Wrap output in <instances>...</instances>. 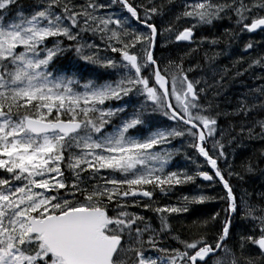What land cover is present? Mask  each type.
<instances>
[{
    "label": "snow or ice",
    "instance_id": "snow-or-ice-1",
    "mask_svg": "<svg viewBox=\"0 0 264 264\" xmlns=\"http://www.w3.org/2000/svg\"><path fill=\"white\" fill-rule=\"evenodd\" d=\"M16 3L0 0V264H264V203L237 197L224 175L240 176L225 137L227 146L245 136L264 141V118L251 126L242 121L235 135V126L219 127L215 96L208 93L223 87L228 72L212 64L220 53L204 54L213 69L207 79L194 76L199 63L184 66L198 48L179 57L156 55L160 39L195 43L198 27L225 17L235 19L240 33H264V0H181L182 10L162 29L155 21L165 5L155 0H36L30 12L21 5L5 22ZM181 22L187 26L178 28ZM224 35L236 38L229 29ZM206 42L218 43L202 37L200 44ZM253 47L250 41L244 51ZM68 52L78 66L59 67ZM255 66L264 68V55L251 59L249 68ZM241 95L234 115L264 111V83ZM177 139L213 174L187 153L196 170L176 165L169 171L180 151L171 148ZM241 167L253 172L251 160ZM198 178L225 191V219L211 242L206 233L184 239L170 224L191 205L216 199ZM186 185H195L191 195L154 206L158 194ZM258 198L264 202V193ZM241 209L252 234L240 237V250L258 246L256 258L241 259L228 245ZM219 216L189 227L203 232Z\"/></svg>",
    "mask_w": 264,
    "mask_h": 264
},
{
    "label": "trees",
    "instance_id": "trees-1",
    "mask_svg": "<svg viewBox=\"0 0 264 264\" xmlns=\"http://www.w3.org/2000/svg\"><path fill=\"white\" fill-rule=\"evenodd\" d=\"M31 0H17V3L13 6L12 10H10L9 13L15 12L17 7L24 4L29 3ZM143 0H136L137 3H140ZM161 1L165 0H155L157 4H161ZM24 3V4H23ZM165 6H167L168 1L166 3H163ZM180 5V4H179ZM182 9V8H181ZM224 22L230 21V20H223ZM223 21L216 22V26L218 29H220V26L222 28L216 32L219 33L218 37L223 42L224 40H227V43L231 42V39L228 36L224 35V30L228 29L226 27H223L224 24ZM183 24V22H182ZM214 26L212 28L214 29ZM214 37L216 35L214 34ZM225 43V42H224ZM217 45L221 46L222 43L218 42ZM190 47H187L183 44H179L177 46H169L168 48H165L164 55L169 56L172 55L173 57H179L180 55H183L184 53L188 52ZM199 50L195 53H193L191 56L185 58V64L189 63V61H192V58L196 60L197 63L203 66L204 69L207 68V64L204 62V51L202 48H198ZM240 53H234V59L240 58ZM258 56V53L256 52L253 57L243 55L244 57V65L243 67L240 65H237L234 63V59L229 58L228 56H220L216 58V62L219 65L220 70L227 69V75L225 76L223 80V87L219 90L213 89L208 93L209 99H211L213 96H215V99L213 100L214 106H216V111L220 113L218 118V124L222 126L224 129L229 130L232 129L233 126H235V131L232 132V135H235L236 132H239V125L242 121H246L249 126H251L256 119L264 118V111H253L249 116L245 117L243 113H240L238 115H234V110L239 107L238 100L244 98L241 94L248 92V89L251 87L252 84H255L257 80L253 81V77L257 76L258 74H248L251 70H253L255 67L249 68V64L251 63V59H254ZM226 58V59H224ZM78 60L77 57H75L74 52H68L65 53L64 56L60 57L57 60V65L61 68H70L76 65V61ZM80 64H83V61L79 62ZM247 64V65H246ZM89 67H92L91 65ZM259 67V66H258ZM245 69H248L247 72L244 73L242 76H236L237 72H243ZM264 71V69H261ZM260 76V75H259ZM248 77V78H247ZM252 77V78H250ZM253 81V82H252ZM261 83H264V81L258 80ZM225 90H227V93H225ZM251 103V100H249ZM212 114H216L213 112ZM256 131H259V128L257 127ZM230 137V136H228ZM235 146V152L234 157L237 159V168L240 170L241 174L240 176L233 175L230 177L229 182L232 185V187L235 189V192H240L241 195L247 194L246 198L248 199L249 203L257 204V203H264L259 200L258 194L264 193V174H262L261 170H264V156H261V152L264 151V141L261 140H248L247 137H240L236 140L235 143L232 144V147ZM187 147V146H185ZM246 152V154L243 152ZM233 153V150L232 152ZM242 153V154H241ZM248 154V155H247ZM178 157L184 158L185 157V148H182L178 154H176ZM247 155V156H245ZM245 156V157H244ZM181 158V159H182ZM176 161L175 165L169 171L175 170V166L178 165L182 168L189 169L186 165L188 162H185L183 160ZM249 160L252 162L253 166V172L249 173L244 168L241 167L242 163H247ZM227 173L225 172V175ZM228 176V175H227ZM242 177V178H241ZM179 189V188H178ZM177 194L176 191L172 192L171 194L167 196L159 197L156 196L157 204H173L174 202V195ZM222 197V196H221ZM213 204H215V200L213 201ZM219 206L218 209H215L212 207V211L208 212L204 210L202 214H200L199 217H196V215H190L184 214L182 216L177 217V219L174 220L171 219L172 228L175 232L180 233L182 236L190 237V236H196V235H202L207 234V236H215L218 233L219 227L222 224L224 220H221V222L216 221L214 224H209L206 229L203 230V232H197L195 229L190 228L189 225L192 224L193 221H202L204 219H207L211 217V215L215 213H219L221 211V207L223 205H226L220 198H218V202L216 203V206ZM153 214V213H152ZM244 215V211H240L235 214L233 219V227L231 228V237L234 238V231L236 227V232L238 234H241V236H247L251 235V223L248 220L242 219V216ZM237 234V235H238ZM249 244V243H248ZM236 246V250L240 252L239 244L236 242L234 243ZM253 251L256 252L254 249ZM248 251V252H253ZM247 250L243 251L244 255H248ZM255 258V257H254Z\"/></svg>",
    "mask_w": 264,
    "mask_h": 264
},
{
    "label": "rangeland",
    "instance_id": "rangeland-1",
    "mask_svg": "<svg viewBox=\"0 0 264 264\" xmlns=\"http://www.w3.org/2000/svg\"><path fill=\"white\" fill-rule=\"evenodd\" d=\"M168 0H165V1H161V3L163 4V3H166ZM176 2H172L171 4H167V6H165V14L162 16V17H158V20H159V28H166L168 25H169V23H171V22H173L174 20H175V17H176V15L180 12L179 10H182L181 9V6L179 5V4H181V0H175ZM78 2H80V3H82L83 2V0H78ZM141 2H146V0H143V1H141ZM140 2V3H141ZM36 4V0H32V2L28 5V6H26V7H24L23 8V10L25 11V8H27V10L25 11V13L27 14L28 12H30L31 10H32V6H34ZM20 9V8H19ZM18 9V10H19ZM15 15V13H11V14H9L6 18H5V22H8L11 18H12V16H14ZM226 18V17H225ZM183 25H186V24H182V22L178 25V28H182V26ZM227 25H229V26H227L226 28H228L231 32H232V30H233V28L235 29L237 26H236V24H235V19L233 18L231 21H230V24L228 23ZM207 27H209V26H207ZM199 28H202V27H199ZM222 28V26H220V29ZM220 29H218L216 26H214V29H212L210 32H206V30H205V32L203 33V35H204V37H206L207 38V40L208 41H211L212 39H217V41L218 42H220L219 41V38H218V35H219V33H216V32H218ZM200 30V29H199ZM202 32L204 31V28L201 30ZM239 33L240 35L239 36H237V39H235V40H233V42H232V45L231 46H229L228 47V45H226V46H223V47H221V46H218V45H215L214 47H208V48H206L205 50H204V53H208V55L209 56H213L215 53H220V54H223V55H226V54H229V55H232V53H240L242 56H241V58L242 59H240V58H238L239 60H243L244 59V57H243V55H246V56H250V57H253L254 56V54L257 52L258 53V56L259 55H264V42H262V41H264V33H262V32H256V33H247V32H244V33H240V29H239V27H237V29H235L232 33L235 35L236 33ZM214 34L216 35V37H214ZM242 35H246L245 37H241ZM247 35H249L250 37H248ZM84 40H85V42H91V34H87L85 37H84ZM173 40H174V37H173ZM194 40H195V43H189V42H186V46H194V45H196V44H199L200 43V41H201V38L199 37V36H197V34H196V36H195V38H194ZM253 42L254 43V47H253V49H251V50H249V51H247V52H245L244 51V46H245V44H247L248 42ZM95 42L96 43H99L100 41H99V37L97 36L96 38H95ZM170 44H175V43H170V42H167V41H165L164 39H160L159 40V47H161L162 45H170ZM49 46H51V43L49 44ZM209 48H223V50L222 49H220L218 52L216 51V50H214V49H209ZM224 48H226V49H224ZM233 50H234V52H233ZM229 58H232V60L234 59V56H229ZM216 63V62H215ZM215 63L214 62H212V64H213V66H214V68L216 69V70H218V67H217V65H215ZM247 65V64H246ZM186 68L187 67H189V66H191V65H189V64H185L184 65ZM212 70L213 69H211V68H208L207 69V71H205V72H203V73H197V74H195V77L196 78H199V77H201V76H205V78L207 79V78H209V77H211V73H212ZM250 73H252V72H250ZM250 73H248V74H250ZM252 74H254V73H252ZM259 75H263L262 73H258V75L257 76H259ZM255 77V76H254ZM253 77V78H254ZM248 78V77H247ZM250 78H252V77H250ZM253 81H254V79H253ZM252 81V82H253ZM209 83H211V80L209 79ZM260 85V83H255V84H252L251 85V87L249 88V89H253V88H256V87H258ZM248 89V90H249ZM225 93H227V90H225ZM217 139H219V133H217ZM227 139H225L224 140V143L226 144V152H227V154H228V159H229V161L231 162L232 161V159H233V157H234V152H235V146H233L232 148L230 147V146H227ZM209 147H211V141L209 142ZM174 150V149H173ZM232 150H233V153H231L232 152ZM246 154V152L244 151L243 152V154ZM248 155V154H247ZM247 155H245V156H247ZM244 156V157H245ZM238 164V163H237ZM237 164H236V166H235V164H233V171L234 172H239L240 174H241V172H240V170L237 168ZM224 166H225V168H227L228 167V165H226L225 163H224ZM236 168H235V167ZM213 196H215L216 197V193L215 194H213ZM210 209V208H209ZM198 211V213L197 214H194V215H196V217H199L200 216V214H202V212L204 211L203 209H198L197 210ZM246 250L247 251H251L252 250V246H251V243H249V244H247L246 245Z\"/></svg>",
    "mask_w": 264,
    "mask_h": 264
},
{
    "label": "bare ground",
    "instance_id": "bare-ground-1",
    "mask_svg": "<svg viewBox=\"0 0 264 264\" xmlns=\"http://www.w3.org/2000/svg\"><path fill=\"white\" fill-rule=\"evenodd\" d=\"M179 11H181V10H179ZM223 20H229L227 17L226 18H224ZM223 20H220V21H223ZM220 21H216V22H220ZM231 21V20H230ZM230 21H227V22H224V24H221V25H224L223 27H227V26H229V25H227L228 23L230 24ZM216 22H214V25H216ZM214 25H211V26H209V27H207V26H202V28H197L196 30H195V32H196V34H197V36H199L200 38H202V37H204V35H203V33L205 32V30H206V32H210L213 28H212V26H214ZM204 28V31L202 32L201 30ZM200 29V30H199ZM235 29H237V28H235ZM234 28H233V30H232V32L235 30ZM231 32V33H232ZM256 32H259L260 33V31L259 30H256ZM256 32H254V33H256ZM233 34V33H232ZM240 34L237 32L236 34H235V39H237V36H239ZM246 35H242L241 37H245ZM248 37H250L249 35H247ZM219 38V37H218ZM227 40H228V38H226ZM231 39V38H230ZM235 39H231V42H229V43H227V40L225 41H221L220 39H219V41H220V43H222V45H221V47H223V46H226V45H228V47L229 46H231L232 45V40H235ZM225 42V43H224ZM224 49H226V48H224ZM229 57V56H228ZM224 59H226V58H224ZM234 60H239L238 58L237 59H234ZM240 61H243L244 62V59L243 60H240ZM260 69H264V68H262V67H259ZM250 73V72H249ZM250 74H252V73H250ZM256 79H254V81H255ZM255 83H260L261 84V82L260 81H258L257 80V82H255ZM214 115V114H213ZM231 148H232V145L230 146ZM242 154V153H241Z\"/></svg>",
    "mask_w": 264,
    "mask_h": 264
},
{
    "label": "flooded vegetation",
    "instance_id": "flooded-vegetation-1",
    "mask_svg": "<svg viewBox=\"0 0 264 264\" xmlns=\"http://www.w3.org/2000/svg\"><path fill=\"white\" fill-rule=\"evenodd\" d=\"M196 31H197V30H196ZM236 61H237V60H234V63H235ZM235 64L242 66V65L244 64V62L241 61L240 63H235ZM210 264H211V263H210Z\"/></svg>",
    "mask_w": 264,
    "mask_h": 264
}]
</instances>
